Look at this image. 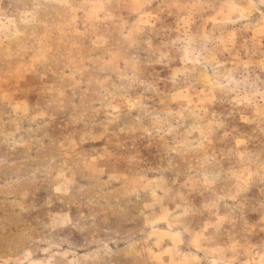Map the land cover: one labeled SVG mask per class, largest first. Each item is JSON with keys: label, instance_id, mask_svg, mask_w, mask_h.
<instances>
[{"label": "rangeland", "instance_id": "rangeland-1", "mask_svg": "<svg viewBox=\"0 0 264 264\" xmlns=\"http://www.w3.org/2000/svg\"><path fill=\"white\" fill-rule=\"evenodd\" d=\"M0 264H264V0H0Z\"/></svg>", "mask_w": 264, "mask_h": 264}]
</instances>
